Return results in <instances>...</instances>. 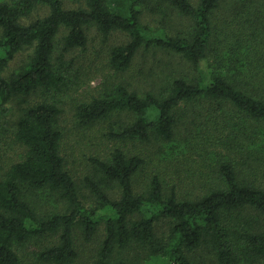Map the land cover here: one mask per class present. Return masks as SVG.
<instances>
[{"label": "trees", "instance_id": "1", "mask_svg": "<svg viewBox=\"0 0 264 264\" xmlns=\"http://www.w3.org/2000/svg\"><path fill=\"white\" fill-rule=\"evenodd\" d=\"M0 264H264V0H0Z\"/></svg>", "mask_w": 264, "mask_h": 264}, {"label": "rangeland", "instance_id": "2", "mask_svg": "<svg viewBox=\"0 0 264 264\" xmlns=\"http://www.w3.org/2000/svg\"><path fill=\"white\" fill-rule=\"evenodd\" d=\"M192 1L194 2L196 0H192ZM168 14H170V17H171L174 13L168 12ZM219 16L221 17V15ZM167 22H169V19L167 20V16H165V20L163 23H167ZM176 22H178V20H176ZM145 23L148 24L151 28H154L156 25H161L158 22L157 18L151 19L150 17H147V16L145 17ZM173 24H175L174 19L170 20V25H173ZM100 46H101V43L99 39L96 40V46L93 45V43L90 44L84 56H86V59L90 58L91 61L88 62L86 60L85 62H81L80 64L82 65L81 68H79L78 65H75L76 69H79L80 71L85 73L83 83L81 87L78 89V91L66 100V104H64L62 107L63 113L61 115V120L63 122L62 125H64L66 133H67L65 136V141L70 149L71 148L75 149V155H76L74 157L75 160H71L70 162L74 164V167L78 173V176L81 179H83L84 175L87 174V168L89 166V163L87 161L86 162L83 161L82 159L83 153H79V151H82L84 144L90 143L88 140L89 136H86V135L89 134L91 136H94L97 130L95 128L90 129V130H82L76 127L74 123V119H73V105L75 101L78 102L81 99L86 100L88 99V97H90V95L95 94L97 90L102 88L104 85L105 74L110 73L107 69L103 73L100 72L99 68H101L104 62L103 59H101L102 58L101 54H100L101 58H96V59L94 58L95 51L99 50ZM28 54H29V51H23L20 53V55H17L16 58L11 62L8 68V71H12L13 69H16L22 61L26 60V57ZM152 61H154V63H157L156 59H152ZM150 67H153L152 69L158 72V69L155 66H150ZM96 71H99V72H96ZM98 135H99V132H98ZM99 145L101 146V148L106 147L107 149L111 144L107 142L106 140L101 139V142ZM84 154L87 157L94 155V153H87V152ZM193 159H195L196 161H200V158L198 157L197 154L193 156ZM93 200H94L93 198L88 196L87 201H86L87 205L89 206L91 203H93ZM79 244H83V243L79 242ZM82 248H85V247H82ZM87 248L89 249V247ZM84 256L89 257L90 255H84Z\"/></svg>", "mask_w": 264, "mask_h": 264}]
</instances>
